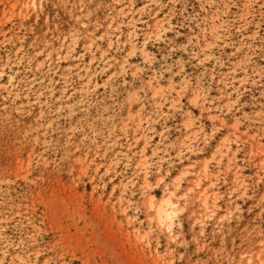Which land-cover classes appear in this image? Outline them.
Instances as JSON below:
<instances>
[{
    "label": "rangeland",
    "instance_id": "rangeland-1",
    "mask_svg": "<svg viewBox=\"0 0 264 264\" xmlns=\"http://www.w3.org/2000/svg\"><path fill=\"white\" fill-rule=\"evenodd\" d=\"M0 264H264V0H0Z\"/></svg>",
    "mask_w": 264,
    "mask_h": 264
},
{
    "label": "bare ground",
    "instance_id": "bare-ground-1",
    "mask_svg": "<svg viewBox=\"0 0 264 264\" xmlns=\"http://www.w3.org/2000/svg\"><path fill=\"white\" fill-rule=\"evenodd\" d=\"M195 185H197L199 187V180ZM209 192H210V190H207V188L206 189L203 188L202 190H200L199 194L203 198V200H206L210 196ZM212 194H213V192H212ZM214 199H215V197H214ZM177 204H178V201L174 198L173 193H170L163 200V205H161V206H159V208H157L158 209V213H157L158 218L169 221L168 228L171 227L170 224H172L171 220L173 217V211H174V208L177 206Z\"/></svg>",
    "mask_w": 264,
    "mask_h": 264
}]
</instances>
